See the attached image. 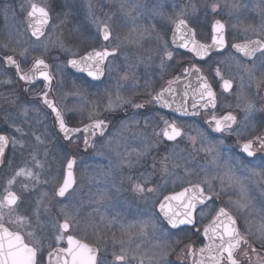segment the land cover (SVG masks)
<instances>
[{"label":"snow or ice","instance_id":"1","mask_svg":"<svg viewBox=\"0 0 264 264\" xmlns=\"http://www.w3.org/2000/svg\"><path fill=\"white\" fill-rule=\"evenodd\" d=\"M175 7V5H173ZM213 13H215L219 7L218 3H211L207 5ZM230 8L239 10L240 8H247L248 5H242L239 2L229 5ZM61 12L60 15L67 19L72 16L75 17L80 13L83 6L80 0H61L60 2ZM120 11L123 13L125 23L128 26V31L123 36H113L111 28L112 16H107L106 19H99L96 17L91 3L88 4L86 16L91 19V22L96 25L98 32L101 35L103 41L107 42L101 49L93 48L92 51L87 52L79 59H69L66 61V66L77 69L81 72H87L93 80H99L105 72V64L107 62V71L112 73L115 71L119 76L116 81V91L113 93L109 90H105V96L107 97V103L101 105L98 102H92L88 113V120L90 123L84 124L82 128L75 127L70 128L65 121L64 111L59 107L55 100L48 98L49 92L52 91V81L54 79V73L50 71V65L41 58H35L28 71L24 70L21 61H18L13 55H5L0 57V84H11L13 80L10 77L9 69H14L15 75L20 81L25 84H32L38 78L44 82L45 91L39 94L41 102L51 110L53 114L55 125L58 126L60 133H63V137L66 140L82 139L85 151L91 147H96V138L104 137L108 128L106 118L102 117V112H114L118 108H122L125 105L131 104L133 108L141 109L144 107L143 103H139L125 97L121 93V89L124 87L121 81H127L130 78L133 80L131 87L132 95H139L137 90L138 80L136 79L135 68L142 63L141 57L137 56L135 63H128L129 57L124 56V71L121 74L120 66L115 63L118 59V53L125 47H141V40L143 35L148 31L147 28H143L138 25L136 21L145 11L150 12L153 15L163 16V6L159 3L154 4L152 7H148L141 3H128V0H121L119 5ZM21 10L26 11L28 28L31 29V36L36 40L44 35V26L49 23L50 19V7L48 4H37L29 0V6L26 9L24 5H21ZM253 11H256L262 20L259 28H254L252 31L259 35L260 39H249L243 44H234L233 47L237 52L241 53L244 57L254 58L256 53H261L259 63L255 60L251 66L237 62L236 67L238 72L244 73L248 77L247 86L251 87L252 82L256 81L257 92L261 82H264V0H258L252 7ZM5 18L10 11V7L3 9ZM185 10L181 9L175 14V18L169 16L168 19L175 24V31L179 33L180 41L179 47L187 49L192 52L196 58L203 60L209 56L212 49L221 50L226 46L224 31L225 25L220 20H216L212 26V42L210 45L198 43L195 40V31L188 27L187 21L184 18ZM64 23V20H61ZM57 27V26H54ZM248 29H245L247 31ZM158 39H162L157 36ZM49 42L53 46H59L63 51H71L66 48L62 40L52 41L49 38ZM49 42L44 43L45 51L48 50ZM114 42V43H113ZM173 43H176L175 34ZM5 49L8 45L3 46ZM14 52L15 49H12ZM28 50L24 49L20 52V56L25 57ZM75 56V53H72ZM173 52L169 50L167 41L162 43V55L160 67L163 70L164 60H172ZM111 57V59H109ZM64 65H56V74H62L64 72ZM257 70L260 71V78H257ZM186 77H195L199 82L198 87L189 91V84H185V91L183 95L178 99L175 95L176 89L173 87L177 83L180 77H175L173 80L168 81V87L161 89L160 92L152 94L151 91H147L149 81H145V94L151 97L149 103H154L161 107L173 108L174 111L182 116H198L201 110L207 112L209 108H216V94L213 91L211 85L207 79L201 74V68L195 64L183 70ZM216 76L221 77L223 83L221 85L224 92H229L232 89V80L223 79L220 73V69H216ZM75 87V85H74ZM245 79L244 75H241L240 91L237 93L236 108L243 111V119L238 121L236 115L232 112H228L225 115L217 116L214 112L210 115V118L205 121L213 133H227L229 136L235 135L237 142L239 143L240 152L229 155L223 150L224 141L222 139L217 140L215 137H211L204 129L189 125V131L185 130L178 125L176 121L164 120V128L161 132L156 133L157 136L162 135L167 141H177L178 138L186 137L191 143L194 151L203 152L206 157V163L204 165H198L199 171L194 172L187 166L184 167L185 175L179 176L175 171H169V164L171 163L172 169L181 167L178 162L180 157L178 153L166 155L159 161L160 170L166 175L175 176L177 180L184 181L188 184V187H184L182 191L171 196H165L164 201L160 203V211L164 214L165 219L172 229L179 228L181 225H194L196 220L194 213L197 205H206L208 202H213L215 197L217 200L223 196H227L225 207H220L215 216L212 217L211 222L204 227L203 237L208 243L198 250L191 249L189 251L190 256H199L200 258L195 261V264H243L242 261L237 259V254L243 249V255L248 260V264H252V258L255 257L258 264H264V257L260 255L264 252V207L257 209L253 197L250 194V185L255 183L264 188V154L257 155L258 149L254 145L258 144L259 148L264 149V136H254L251 139H244L250 134V130H255L253 124V113L256 111L255 104L247 101L244 96ZM24 91H29L25 88ZM80 95L81 92L78 89L75 93ZM191 96L192 104L191 111L187 104L188 98ZM18 99V98H17ZM201 101L203 103H201ZM10 103L17 105L20 110V114L27 117L29 108L26 106L27 102L17 104V100H11ZM36 111L35 108L31 109ZM133 124H137L135 120V114L129 118ZM163 119V118H161ZM148 121L145 119V126L147 127ZM236 125V127H234ZM8 127L12 129L11 134H0V163L3 162L6 147L11 144L13 149L17 146L23 149L26 145L24 137L28 135L24 128L12 121L8 124ZM129 125L127 122H123L122 129L127 130ZM195 132L193 136L191 133ZM83 133L81 137L79 134ZM37 143H44V140L39 135L33 133ZM197 140L199 141V147H197ZM243 140L242 143L240 141ZM113 141L109 139L106 145L111 148ZM117 147L119 141H116ZM151 147L150 144H146L143 150H136V162L135 164L131 160H126L129 169L136 167V164H140L141 158L148 154V150ZM115 150V149H112ZM117 156L121 154L117 151ZM31 165L25 163L13 170L12 174L7 177L4 186L3 194L0 195V264H40V254L43 250L44 240L38 236L37 231L33 230V218L30 216L21 215L18 211L21 201V195L16 191V186L19 184L21 192L34 191L36 187L41 183H48L47 179H41V172L37 169H43L44 164L38 159L35 152H31ZM47 155V153H45ZM128 155H131L130 153ZM251 158V159H250ZM257 160L259 163H257ZM125 161L122 160V163ZM76 164V158L67 160L66 169L62 182L56 184L53 192V197L65 198L70 190L76 183L74 174V165ZM156 168V162L154 161L152 166ZM202 173V175H201ZM151 173L145 174L140 172L139 176L132 174L131 172L127 176L121 177V183L127 181L130 185V190L140 196H144L145 193H152L154 188L147 187L149 177ZM195 175V181L190 179ZM55 181V177L52 178ZM119 191V189H117ZM235 196V199H233ZM108 199L106 191H102L99 195V201ZM176 201V205L171 202ZM51 201L48 199V193L44 192L35 203L33 214L36 217V227H40L39 215L41 208L45 212L48 211ZM57 204L61 205L60 212L63 215V222L57 221L55 227L57 228V235L55 236L56 243L59 244L64 239V233H67L70 228L78 226L80 221L78 219V210H75V206L69 197L68 202L64 203L63 199L58 200ZM264 204V201H262ZM231 210H235L238 216H234ZM98 211V209H97ZM119 215V214H117ZM5 216L8 217V223L16 225V228L10 230L6 226ZM203 216V212H201ZM106 217H101V220H105ZM239 220H243V227H240ZM116 218L113 217L108 220L106 227H111L116 223ZM120 231L128 237L125 241L121 239L119 241V250H116L115 236H113V250L111 252V258H107V249L101 251L99 244L92 246L88 243L82 242L72 235L67 237V248H57L55 253L49 252V258L53 255L56 256V264H161L164 261L167 253L161 252L159 260L156 259V252L153 249H142L139 243L133 246L134 237L146 236L148 229L156 228L155 224H151L149 221H136V222H121ZM21 229L26 231V235L30 237V243L26 242L25 234L21 232ZM199 231V229H197ZM159 248V245L154 246Z\"/></svg>","mask_w":264,"mask_h":264},{"label":"flooded vegetation","instance_id":"2","mask_svg":"<svg viewBox=\"0 0 264 264\" xmlns=\"http://www.w3.org/2000/svg\"><path fill=\"white\" fill-rule=\"evenodd\" d=\"M174 1L177 3H187L190 0ZM256 2H258V0H241L242 5L249 3L250 6L248 13L243 11L244 21H241L243 24L248 22V28L250 29L247 34H243L242 26H239L238 29L235 30L230 29L228 21L224 17L216 19L220 20L221 23L225 25L226 46L220 51L213 52L204 60L197 59L192 52L183 50L182 48H178L173 45L172 35L175 24L171 35L168 37L171 51L174 54L173 59H166L164 61L163 70L160 67L161 60L158 56V51L153 52V50L156 49V46H150V41H145V37L141 40V47L139 48H122L117 54L118 59L123 60V62H119L121 74H123L124 71L125 55H127L129 59H136L137 56H139L143 60L142 63H139V66L137 67L139 69L136 71L138 73L137 90L139 95H132L131 87L133 83H129V80L124 81L122 92L125 97H130L136 102L143 103L144 107L136 109L133 108L131 104H128L114 112H102L101 118H106L108 123L107 131L105 132L104 137L97 136L95 148L89 147L86 151L82 139L76 140V137L74 136L72 141L66 140L63 135L57 131L51 110L48 109L40 100L39 94L45 91L44 82L41 79H37L30 85L25 84L15 75L14 69L8 70L13 83L0 84V134H11L10 131L4 128V116H7L5 110L12 109L13 111L18 108L17 105L10 103L11 100H17V104L24 102H27L26 105H30L32 103L39 104L46 111V115L48 116L50 122L53 123V129L55 130L51 133H42V135L46 140L45 148H52L53 142L56 141L55 144H57V148L59 149L57 150L58 152L60 151L58 153L60 159L57 164V168L60 173V181L63 179L67 160L73 156L76 158V164L74 165L76 183L74 188L66 195L65 198L58 197L59 200L63 199L64 201L73 196L76 203L91 204L90 212H92L91 219H93V225L90 226L89 224L86 225L84 223L87 227L86 233H83L81 227L79 228V226H74L70 228L67 233H64V239L59 244H57L55 240L57 231L54 232L51 229L52 225L44 229L42 233L38 234V236L44 240L43 250L40 254V264H49L48 258L50 251L54 252L57 248H67V237L69 235H72L76 239L92 246L99 244L102 247L103 244H105L107 249H110V252H112L113 236H115V240H127L128 238L120 231L119 225L121 222L118 221L120 218H137L139 221H149L151 224L156 225L154 230L152 228L148 229V234L146 236L149 244L153 243L154 246H160L158 249L156 248L157 260H159L161 252L167 253L161 264H195V261L200 258L198 255L190 256L188 253L191 249L194 248L198 250L200 247L208 243V241L203 237V229L211 222V219L215 216L216 211L220 207L226 206L228 197L223 196L218 200L214 197V203L210 201L206 205L198 206L194 213L196 220L194 225L180 226L179 228L172 229L165 219L164 214L160 211L159 205L160 203L165 202V196H171L179 193L184 187H188V184L184 181L177 180L175 176L162 173L159 161L161 160L162 155H164L163 152L170 148L176 149L177 147H181L184 149L189 163H186L185 165L181 164V167L176 169H172L171 163L169 164V171H175V173L179 176H181L182 172H184L185 166L192 169L194 172L199 171L197 166L204 165L206 163V157L203 152L194 151L191 143L186 139V137L178 138L177 141H167L162 135L157 136L156 133L161 132L164 128L163 121L165 119L169 121L174 120L185 130L186 133L189 131L188 126L194 125L208 132L210 138L215 137L217 140L222 139L224 141L223 150L229 155L239 153L240 147L235 135L229 136L227 133H213L205 121L210 118V115L213 112L217 116H222L228 112H232V114L236 115L238 121L243 119V111L236 108L235 105L237 103V93L240 91L241 75H244L245 99L254 103L256 107V111L253 113V124L255 125V130H250V134L244 139H251L254 136H264V82L260 83L257 92L256 81H253L251 87H248L247 75L238 72L236 67L237 62L251 66L253 60H255L258 64L261 53L256 54L254 58H248L237 52L233 47L234 44H243L249 39L255 40L261 38L256 32L252 31L254 28H259L262 23V21L257 20L255 11L251 10ZM21 5H24L27 9L29 6V0H0V57L13 55L18 61L22 62L25 71L29 70L35 58H41L50 65V71L53 72L54 68L52 67L50 61L46 60L44 56H38V54H34L32 52V45L43 44V42H46V40L49 39L50 32L54 24L53 12L50 11L51 20L44 31V35L40 38V40H36L35 37L31 36V29L28 28L26 11L21 10ZM6 7H10L7 19L5 18V13L3 11ZM80 13L82 14L83 10H81ZM80 13L78 14L79 17L81 16ZM216 20L213 21L211 26L206 25L204 27L203 25L205 28V34L203 36H201L196 27L192 26L188 22L187 23L195 30L196 39L199 42L210 45L213 35L212 26ZM83 22L82 25H77L72 38L74 48L77 53L75 56L68 58V60L73 58L79 59L87 52L92 51L93 48L99 50L107 43L102 40L101 35L97 36L96 34L95 38H91L93 23L90 20ZM86 22L88 25L85 24ZM122 28L123 26L120 25L119 29ZM84 30L85 35H80V33H83ZM16 41H19L20 45L15 46L14 52L9 51L11 48L7 50L3 47V44H8L10 46V44H13ZM24 49H27L28 52L25 57H22L20 56V52ZM109 59H111V57ZM193 64L201 68V74L207 79L216 94L215 109L209 108L207 112L201 110L200 115L198 116H182L174 111L175 105L173 108H167L154 103H149L151 97L145 94L146 80L149 81L147 91H151L154 95L155 93L160 92L161 89L167 88L169 80H173L177 76L180 77L179 81L173 85L176 89L175 95L178 99L185 91V84L190 85V92L192 89L197 88L199 82L195 79V77H186L183 72L185 68ZM217 68L220 69L223 79L232 80L231 91H223L221 87L223 80L215 74ZM67 70L72 79L76 80L78 87L77 90H80L82 85L90 88L89 96L83 100L81 94H74L72 99L73 103H70L72 101H68V108H65L59 101V94L55 92L54 77L52 81V91L49 92L48 98L55 100L57 105L63 109L65 121L70 128H82L84 124L90 123L88 120V113L92 102H98L101 105L107 103L105 93H99V89L101 87H105V90L107 89L112 92L113 82L112 78H109L112 73L107 71V62L105 64L103 78L99 81L93 80L82 72H78L76 70L72 71L68 66ZM260 75V71L257 70V78H260ZM25 88H28L29 91H24ZM201 103L203 102L201 101ZM187 104L189 111H191V96H189ZM12 113L13 112H9L8 114ZM133 114H135V120L138 121L137 124H133L129 119L133 116ZM145 119L148 121L147 127L145 126ZM116 122L119 124L127 122L129 128L127 130H123L120 134L117 133L119 139H122V158H124L123 160L125 162L119 164V166L116 165L113 169V165L111 163L107 164V160L103 159L98 154V146H100L101 142H104L111 137L114 123ZM234 127H236V125H234ZM191 134L193 136L196 135L195 132H192ZM79 135L82 137L83 133H80ZM50 140L53 142L51 143ZM242 142L243 140L240 141V143ZM146 144L151 145L148 150V154L141 158L140 164H136L135 168L129 169L126 160H131L135 164L137 158L136 150H143ZM197 147H199L198 140ZM254 147L258 149V156L264 154V149L259 148L258 144L254 145ZM26 151L25 147L23 149L16 147L14 150L11 144L6 147L3 162L0 163V182L7 179L9 176V168L11 166L17 163H23L22 160L28 155ZM129 153L131 155H128ZM154 161L156 162L155 169L151 167ZM257 163H259L258 160ZM130 172L137 177L140 172H144L146 175L151 173L147 187L154 188L155 191L152 193H145L144 196L133 193L130 190V185L127 181L121 183V177L127 176ZM184 175L185 172L183 176ZM189 178L194 181L196 179L195 175ZM249 187L250 194L253 197V201L257 209L264 207V204H262V201H264V188L255 183L251 184ZM117 189H119V191ZM102 191L107 192L108 199L102 202L100 201L97 211V206L93 203L99 199V195ZM233 199H235V196H233ZM32 203V197L30 198L29 195H21V201L18 209L19 213L24 216L32 217ZM171 203L176 205L173 201ZM231 211L234 216L239 215L235 212V210ZM201 212H203V216H201ZM85 213L87 212L85 211ZM102 216L106 217L103 221L104 223L101 222ZM113 217L116 218L117 222L111 227H106L105 225L108 220H111ZM46 220H51V218L46 217ZM5 222L6 226L9 227L10 230L16 228V225L8 223L7 216H5ZM62 222L63 220L61 223ZM101 223L104 225V230H98L97 225L100 226ZM243 223V220H239L240 227H243ZM197 229H199V231H197ZM21 232L25 234L26 242L30 243V237L26 235V231L21 229ZM101 251L103 252L102 248ZM260 255L264 257V252H261ZM177 256H179V258H177ZM107 258H111V253L107 254ZM237 259L242 261L243 264H248V260L243 255V249H241V251L237 254ZM252 264H258L255 257L252 258Z\"/></svg>","mask_w":264,"mask_h":264},{"label":"rangeland","instance_id":"3","mask_svg":"<svg viewBox=\"0 0 264 264\" xmlns=\"http://www.w3.org/2000/svg\"><path fill=\"white\" fill-rule=\"evenodd\" d=\"M31 2L38 3V4H48L50 7V11L53 12V18H54V24L53 28L50 32L49 38H51L52 41L56 40H62L65 47L71 49V51H63L59 48V46H53L51 42H49V39L46 40V42H49V47L48 50L45 51L44 49V43L43 44H34L32 45V52L34 54H38L44 56L46 60L50 61L52 64V67L54 68L53 73L55 77V83H54V88L55 92L59 94L60 98V103L62 106L65 108H68V101H72L70 103H73V96L77 90V82L76 80L72 79L71 75L69 74L66 66V61L68 58L73 57L72 53H77L76 49L74 48L73 44V33L75 31V28L77 27L78 24L82 25L83 21L90 20L86 16L87 12V7L88 4L91 3L93 7V11L95 12V15L99 19H106L107 16H112V21H111V28L113 31L114 36L116 35H121L123 36L124 34L127 33L128 31V26L125 23V18L123 13L120 11L119 5L121 0H80L81 5L83 6L82 10L83 13H80V17L76 15L75 17H68L67 19H64L62 15H60L61 8H60V2L61 0H31ZM239 2L241 4V0H190L187 3H177L174 0H128V3H141L147 5L149 8L152 7L154 4L159 3L163 6V16H158V15H153L148 11H145L143 15L139 17V19L136 21L138 25L142 26L143 28H147L148 31L144 33L143 37H145V41H150L149 45L150 46H156V49L153 50V52L158 51V56L161 60V55H162V43L163 41H167L169 45V50L171 51V46L168 40V37L171 35L174 23L168 19L169 16H172L175 18V14L179 12L181 9L185 10V16L184 18L188 23H190L192 26L196 27L198 31L200 32L201 36L205 34V26L209 25L211 26L213 21L219 18H226L229 24L230 29L235 30L238 29L239 26H242V31L243 34L249 33V25L247 23H242L241 21H244L243 17V11L247 12L249 11V3L247 8H240L239 10L232 9L229 7L230 4ZM211 3H218L219 7L215 13L211 11L210 8L207 7V5ZM257 3V2H256ZM175 5V7H173ZM252 10V9H251ZM255 14L257 15V20L262 21L260 15L255 11ZM61 20H64V23H61ZM84 24V22H83ZM88 25V23H85ZM120 25L123 26L122 29L120 28ZM204 25V27H203ZM57 26V27H54ZM245 29H248L245 31ZM92 37L95 38V35L97 34L100 35V33L97 30V27L95 24H93L92 28ZM80 35H85V30L83 33H80ZM161 37L162 39H158L157 36ZM8 45V44H3ZM19 41L14 42L13 44L8 45L7 50L11 48L9 51L12 52V49H15V46H19ZM37 57V56H34ZM166 60V59H165ZM164 60V61H165ZM123 62V60L117 59L115 63L119 65V62ZM137 62L136 59L130 58L128 60V63H135ZM56 65H64V72L62 74H56ZM139 68H135L134 71L136 72ZM137 72H136V79H137ZM110 79L112 78L113 82V89L112 92L114 93L116 91L115 85L116 81L119 79V76L115 71L112 72V74L109 77ZM129 83H133V80L130 78ZM121 84L124 85V81H121ZM75 85V87H74ZM123 88L121 89L122 95L124 94L122 92ZM90 88L88 86L82 85L80 88V92L82 95L83 100H85L89 94H90ZM105 87H101L99 89V93L104 94L105 92ZM124 96V95H123ZM71 99V100H70ZM30 110L28 112L27 117L23 118L24 116L20 114L19 108H16L12 111V109H7L5 110L6 115L5 117V123H4V128L10 132H12V129L8 127V124L12 121H15L16 124L19 126L23 127L25 132L28 133L23 139L25 142V148L27 152V157H25L22 161L23 163L21 164H15L11 166L9 169V176L12 174L13 170L23 166L25 163H28L31 165V152H35L37 154L38 159L44 164L43 169H37V171L41 172V179H47L49 182L48 183H41L39 184L34 191H23L21 192L19 188V184L16 186V191L20 193L22 196L29 195L30 198L32 197V218H33V230L37 231V233H42L44 229L48 228L50 225H52V230L54 232L57 231V228L55 227V224L57 221L61 222L63 220V215L60 212V207L61 205L57 204V201L59 200L58 197H53V192L55 190L56 184L62 182V180H59V170L57 168V164L59 162V152L57 148V144H55L56 141H51L53 142L52 148H45L46 140L44 139V136L42 133H51L54 132L55 130L53 129V123L50 122L48 119V116L46 115V111L37 103H32L26 105ZM35 108L36 111H33L31 109ZM120 109V108H118ZM9 112H13L12 114H8ZM122 123H114V127L112 130L111 137L109 139H112L113 143L110 147L103 146L107 144V140L104 142L100 143V146H98V154L100 157L103 159L107 160V164L111 163L113 165V169L116 165L119 166V164L122 163V149H121V144H122V139H119V136L117 135L120 134L122 131ZM39 135L41 138L44 140V143H37L35 140V137L33 135ZM117 135V136H115ZM53 137V136H52ZM116 141H119V146L117 147ZM68 147V146H67ZM19 148V146H17ZM58 149V150H57ZM115 149V150H112ZM117 151L121 154L120 156H117ZM47 153V155H45ZM173 153H178L179 154V163L180 164H186L189 163L187 154L182 149L181 147H177L176 149H166L165 152H163L164 155H171ZM161 157V158H162ZM25 160V161H24ZM184 172H182V177H183ZM53 177H55V181H53ZM6 179L4 181L0 182V195L3 194V186L5 183ZM48 193V199L51 201L49 209L47 212L41 208V212L39 215V222H40V227L37 228L35 224V219L36 217L33 214V210L35 208V203L36 200L44 193ZM72 203L75 206V210H78V219L80 221L79 223V228L81 227L83 233L87 232V227L86 225L92 226L93 224V219H91V214L90 212V203H76V200L71 197ZM67 200H64V203H67ZM97 206V209L100 205L99 199L93 203ZM115 206V204L113 203ZM94 206V205H93ZM89 209V210H88ZM85 211L87 213H85ZM115 211V210H114ZM136 211V210H133ZM89 212V213H88ZM46 217L51 218V220H46ZM104 221V220H103ZM102 220L101 222L104 223ZM119 222H136L139 221L137 218H120L118 219ZM86 225H85V224ZM100 224V226L97 225L98 230H104L103 229V224ZM76 227V226H75ZM85 231V232H84ZM125 240V239H124ZM128 240V238H127ZM125 240V241H127ZM116 241V250H119V241L120 240H115ZM136 243H139L141 245L142 249H153L156 252V248L154 247L153 243L149 244V241L147 240V236H137L134 237L133 239V246H135ZM102 250L106 247L105 244L101 247ZM112 250H113V244H112ZM111 253L110 249H107V254ZM179 258V256H177ZM135 264V261L133 262Z\"/></svg>","mask_w":264,"mask_h":264},{"label":"water","instance_id":"4","mask_svg":"<svg viewBox=\"0 0 264 264\" xmlns=\"http://www.w3.org/2000/svg\"><path fill=\"white\" fill-rule=\"evenodd\" d=\"M180 1H184V0H180ZM50 20L51 19H49V22H50ZM49 24V23H48ZM47 24V25H48ZM188 24V23H187ZM215 24V23H214ZM47 25H45L44 26V31H45V29H46V27H47ZM188 27L189 28H191L189 25H188ZM191 29H193V28H191ZM194 30V29H193ZM195 31V30H194ZM174 34H175V40H176V43L174 44L173 43V39H174ZM179 36H180V34L179 33H176V31H175V28H174V32H173V35H172V43H173V45L175 46V47H178V48H181V47H179V44L181 43V41H180V38H179ZM224 36H225V31H224ZM195 40L198 42V43H201V42H199L197 39H196V32H195ZM203 44V43H202ZM183 50H186V51H188L187 49H184V48H182ZM235 49V48H234ZM222 50V49H221ZM236 50V49H235ZM216 51H220V50H216V49H212L211 51H210V54H209V56L213 53V52H216ZM259 52H257L256 54H258ZM209 56H207V57H205L204 59H206V58H208ZM197 59H199V58H197ZM203 59V60H204ZM72 71H78L77 69H74V68H71V67H69ZM78 72H81V71H78ZM82 73H84V74H86V75H88L87 74V72L85 71V72H82ZM90 77V76H89ZM91 78V77H90ZM103 78V76L99 79V80H101ZM39 79V78H38ZM99 80H97V81H99ZM51 100V99H50ZM56 129H57V131L59 132V130H58V126L56 125ZM60 133V132H59ZM62 135H63V133H61ZM73 171H74V169H73ZM73 188H74V186H73ZM73 190V189H72ZM71 191V190H70ZM173 202H175V203H177L176 201H173ZM198 206H202V205H197V207ZM181 226H186V225H181ZM56 251V250H55ZM55 251L53 252V253H55ZM48 261H49V264H56V256L55 255H53L52 257H51V259L50 258H48ZM61 264H62V261H61Z\"/></svg>","mask_w":264,"mask_h":264}]
</instances>
